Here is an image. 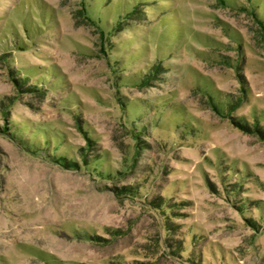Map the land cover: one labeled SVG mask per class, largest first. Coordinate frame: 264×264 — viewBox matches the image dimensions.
<instances>
[{"label": "rangeland", "instance_id": "obj_1", "mask_svg": "<svg viewBox=\"0 0 264 264\" xmlns=\"http://www.w3.org/2000/svg\"><path fill=\"white\" fill-rule=\"evenodd\" d=\"M258 21L264 0H0V264H264Z\"/></svg>", "mask_w": 264, "mask_h": 264}, {"label": "trees", "instance_id": "obj_2", "mask_svg": "<svg viewBox=\"0 0 264 264\" xmlns=\"http://www.w3.org/2000/svg\"><path fill=\"white\" fill-rule=\"evenodd\" d=\"M259 22V24L263 27L264 26V24H263V22H261V21H258ZM144 80V79H143ZM146 81H148V79H146V80H144L143 82H144V84L143 85H146L145 83H146ZM156 206H158V205H156Z\"/></svg>", "mask_w": 264, "mask_h": 264}]
</instances>
